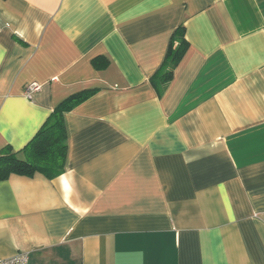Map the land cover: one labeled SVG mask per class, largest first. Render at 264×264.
Here are the masks:
<instances>
[{"label": "crops", "instance_id": "0c3cea01", "mask_svg": "<svg viewBox=\"0 0 264 264\" xmlns=\"http://www.w3.org/2000/svg\"><path fill=\"white\" fill-rule=\"evenodd\" d=\"M87 90L63 173L0 181V259L264 264V0H0V153Z\"/></svg>", "mask_w": 264, "mask_h": 264}, {"label": "trees", "instance_id": "16d2710c", "mask_svg": "<svg viewBox=\"0 0 264 264\" xmlns=\"http://www.w3.org/2000/svg\"><path fill=\"white\" fill-rule=\"evenodd\" d=\"M174 42L177 45L173 47ZM186 48L183 27L179 26L172 35L167 55L160 68L151 77L155 86L166 84ZM92 91L73 94L61 101L47 117L41 128L21 152L5 147L0 153V181L11 174L31 176L35 172L49 178L56 177L65 169L67 133L64 113L85 100Z\"/></svg>", "mask_w": 264, "mask_h": 264}, {"label": "built area", "instance_id": "2783aa9c", "mask_svg": "<svg viewBox=\"0 0 264 264\" xmlns=\"http://www.w3.org/2000/svg\"><path fill=\"white\" fill-rule=\"evenodd\" d=\"M39 88V84L36 82H31L26 85L24 90V95L26 97H30V93ZM28 262V253L27 252H19L14 256L9 258L0 259V264H27Z\"/></svg>", "mask_w": 264, "mask_h": 264}]
</instances>
